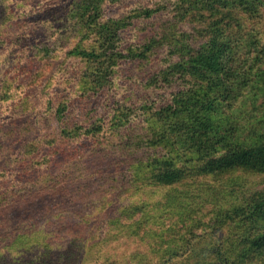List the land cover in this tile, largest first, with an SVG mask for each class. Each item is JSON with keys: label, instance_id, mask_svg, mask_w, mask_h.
<instances>
[{"label": "trees", "instance_id": "16d2710c", "mask_svg": "<svg viewBox=\"0 0 264 264\" xmlns=\"http://www.w3.org/2000/svg\"><path fill=\"white\" fill-rule=\"evenodd\" d=\"M142 2L70 0L61 29L80 40L71 46L69 37L62 46L75 71L84 73L81 93L54 111L48 105L35 118L47 123L52 114L49 123L57 124L46 154L25 142L4 164L12 175L0 173V181L13 189L0 194V225L12 231L0 240V264H76L105 236L81 215L82 208L90 201L104 204L108 192L109 199L121 201L124 193L152 187L166 188L155 208L169 212V219L180 215L175 233L183 230L189 247L185 259L170 240L175 251L167 248L165 261L264 260V189L242 203H227L243 175H264V29L246 25L263 17L264 0ZM56 50L36 47L39 56ZM119 79L128 88L140 82L130 105L113 97ZM93 102L102 103L106 115L89 125L72 116L78 104ZM1 123L0 147L9 137V126ZM23 130L15 128L13 136ZM84 136L96 138L87 156L67 163L84 153L73 147ZM140 214L137 204L117 209L109 224L112 239L139 232L146 223L136 218ZM229 221L243 235L235 231L215 240L220 235H211L210 226ZM205 232L212 237L196 239ZM193 241L200 245L195 254L189 251Z\"/></svg>", "mask_w": 264, "mask_h": 264}, {"label": "rangeland", "instance_id": "374dc122", "mask_svg": "<svg viewBox=\"0 0 264 264\" xmlns=\"http://www.w3.org/2000/svg\"><path fill=\"white\" fill-rule=\"evenodd\" d=\"M147 1L143 0L142 3ZM69 2L70 0H0V121L2 125L9 126L4 127L9 137H6L7 141L0 147V173L6 171L8 175H12V171L4 164L11 157L14 149L20 146L23 148L25 142L27 144L35 142V145L40 147L41 154H46V147H50L51 142L49 134L57 124L53 119L49 123L52 114L48 115L47 123H37L35 118L40 117V113L44 112L48 105H52L50 111H54L57 103L63 99L70 103L71 98H78L81 93L79 80L84 73L79 74L75 71V61L67 57L68 50L62 46L71 35V31L68 30L65 36L61 29ZM246 25L250 28L254 26L264 29V14L258 23ZM70 39L73 46L80 37L71 36ZM44 46L50 49L57 47V50L50 51L47 55L43 52L39 56L36 47H40L42 51ZM118 82L114 99L123 98L130 105L132 99L139 97L140 82L135 80L136 85L130 88L124 80L119 79ZM127 82L130 80L128 79ZM22 106L26 107L29 115L26 116V110L21 109ZM101 115L106 113L100 102H93L88 107L78 104L72 112V116L83 121V125H89ZM27 117H34L33 123L26 122ZM17 127L24 130L20 135L13 136ZM82 139L74 142L73 147L76 148L75 153H79V150L84 153L77 158L68 159L67 163L87 156L86 153L92 146L91 142L96 140L89 136H84ZM46 167L50 173H53L51 164H46ZM237 182L238 189H234L237 195L228 199L229 206L231 203H242L243 198H247L250 193L264 189V175L246 174ZM10 188L13 189L10 182L0 181L1 196H4L3 191ZM165 191L166 188L152 187L148 191L124 193L121 201L120 198L109 199L108 192L104 204H93L90 201L80 213L89 219L93 227L98 226V232L103 231L105 236L100 242L94 241L88 246L76 264H171L163 258L166 249L169 248L170 240L187 259L189 247L186 240L181 237L184 232L181 230V233H175L179 227H182L179 221L180 215L170 213L172 219H169L167 218L169 212L163 213L155 208L162 200ZM130 204H137L142 208V214L136 218L146 223H143L139 232L134 230L131 235L113 240L114 231L109 230V224L116 217L117 209ZM71 206V204L65 205L68 209ZM42 216L43 221L46 222L50 215L45 213ZM16 225H19V222ZM215 228L214 224L209 228L211 235L217 234L216 230H218L220 236L215 240L222 239L228 233L233 234L235 231H237L236 236L243 235L235 222L229 221L224 227ZM10 231H12L11 227L0 225V240ZM206 236L210 234L202 233L196 239H204L207 238ZM190 244L193 245L189 249L191 253L195 254L199 251L200 245L197 241ZM183 262L184 260L181 263ZM262 263L264 260L260 264Z\"/></svg>", "mask_w": 264, "mask_h": 264}]
</instances>
